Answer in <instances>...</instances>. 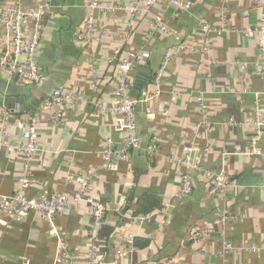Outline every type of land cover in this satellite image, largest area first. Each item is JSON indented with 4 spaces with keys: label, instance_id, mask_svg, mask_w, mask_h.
Masks as SVG:
<instances>
[{
    "label": "crops",
    "instance_id": "0c3cea01",
    "mask_svg": "<svg viewBox=\"0 0 264 264\" xmlns=\"http://www.w3.org/2000/svg\"><path fill=\"white\" fill-rule=\"evenodd\" d=\"M42 1L0 0V7L20 3L29 8ZM89 1L50 0L53 8L37 55L41 84L26 85L0 67V126L8 141L24 142V128L39 115L32 184L25 189L29 197L61 193L72 198L76 184L67 179L92 172L89 194L107 206L106 216L97 225L83 201L61 208L53 228L40 212L4 216L0 264H22L25 256L30 264H63L57 261L60 240L78 264H87L92 251L95 264H264V126L259 152L252 142L257 106L264 120V0H189L190 7L178 14L171 0L149 8L143 0H101L116 8L97 11L90 40H78ZM133 5L138 11L132 15ZM156 15L167 33L152 32ZM202 21L212 31L204 33ZM247 30L254 35L246 36ZM179 44L185 48L164 65L167 51ZM136 49L150 53L133 71L134 83L145 75V84L131 89L133 97L145 90L151 96L135 108L144 146L104 167L107 140L118 148L126 132L117 113L96 116L94 102L113 104L119 56ZM58 87L80 97L60 107L59 119L56 107L42 105ZM6 98L15 99V106L5 105ZM37 101L34 115L24 108ZM152 138L159 145L155 156L145 149ZM189 145L197 149L200 169L192 173V192L181 196L185 169L180 159ZM25 163L22 152L0 147L1 194L18 190ZM220 170L228 173L230 185L212 196L205 171ZM222 213L233 219L223 224ZM199 229L208 232L191 240L190 233ZM225 243L233 247L226 253Z\"/></svg>",
    "mask_w": 264,
    "mask_h": 264
},
{
    "label": "built area",
    "instance_id": "2783aa9c",
    "mask_svg": "<svg viewBox=\"0 0 264 264\" xmlns=\"http://www.w3.org/2000/svg\"><path fill=\"white\" fill-rule=\"evenodd\" d=\"M160 0H143L144 4L149 8L156 5ZM177 8V14L182 10L190 7L189 0H171ZM53 5L50 0H45L35 6L24 8L20 3H6L0 7V67L7 69L12 74L16 75L18 79L27 85H39L43 81V75L38 65L37 55L40 42L44 32V25L47 16L52 12ZM88 15L85 21L84 29L77 33L78 40L89 41L92 35V28L94 23L95 13L97 11H108L116 7L105 5L101 0H90L88 4ZM132 15L138 11V8L133 5L129 8ZM263 27L261 33H264V15L262 17ZM204 33L212 31L211 25L207 21L201 22ZM168 26L164 23L160 15H156L152 24V32L167 33ZM255 31L247 30L246 36H253ZM262 44L264 41L262 40ZM185 48L184 44H179L174 50H168L165 55L164 65L176 54ZM210 50V40L205 39L204 51ZM118 52V51H117ZM119 56V55H118ZM119 77L116 86L115 99L113 104L108 107L99 101L94 104L97 107L95 114L100 116L102 113L113 111L121 117V129L126 132L121 145L118 148L113 147V139L109 138L105 147L102 150L104 158V167H110L112 164L128 159L131 152L136 149H141L144 145L143 139L138 130L135 108L141 101H148L151 96L145 90L144 95L136 98L131 95V89L134 84L133 71L137 63L146 61L150 58V53L144 49H136L131 51L127 56H119ZM261 67L264 72V51ZM163 73V68L160 74ZM94 88L97 87L96 82H92ZM80 100L76 93L58 87L49 97L44 99L43 107H56L57 118L61 116L60 107L65 103H74ZM259 101V99H258ZM198 105L201 110L206 111V103L202 95L198 98ZM151 112V108L148 107ZM255 124L257 126L256 136L253 138L255 145L254 152H259L256 146L257 141L263 134L264 120L262 118V111L259 106L256 107ZM7 119L5 118L4 122ZM39 115L32 118L29 125L24 128L23 136L24 142H11L6 139V131L4 126H0V147L6 148L9 151L22 152L26 157L23 174L18 178L20 186L16 192L10 195L0 193V224L4 221V216L21 218L31 212H40L44 215L51 228L54 227V219L59 210L71 205H77L80 202H85L92 213L93 219L99 225L105 218L107 213V206L98 198L89 194V187L93 178L92 172H80L67 179L70 183L76 184L72 198L67 197L61 193H42L37 197H29L25 193V189L32 184L31 178V162L37 152V129H38ZM204 126H208L206 121ZM146 151L150 156H155L159 152V145L155 138H152L148 145L145 146ZM186 154L180 159L181 165L185 172L182 176V190L181 196H187L192 192V173L200 169V166L195 162V154L197 149L194 145H189L185 148ZM226 154V153H225ZM205 174L212 181L209 189V194L214 196L218 192L224 191L230 185V176L224 170L220 171H205ZM233 216L227 213H222L221 222L228 223ZM207 229H199L190 233L191 240H199L207 234ZM233 247L229 243H225V253ZM59 256L57 261L63 264H78L73 256H69L65 251V244L62 240L58 244ZM222 254V256L225 255ZM31 258L25 256L22 264H30ZM96 255L92 251L87 264H95ZM149 264V263H140ZM166 264H180V263H166Z\"/></svg>",
    "mask_w": 264,
    "mask_h": 264
},
{
    "label": "water",
    "instance_id": "95a60500",
    "mask_svg": "<svg viewBox=\"0 0 264 264\" xmlns=\"http://www.w3.org/2000/svg\"><path fill=\"white\" fill-rule=\"evenodd\" d=\"M144 77H145V75H141V77L139 78L138 77V79L135 81V83H134V87H142L144 84H145V81H144ZM15 99H13V98H6L5 100H4V104L5 105H7L8 107H10V108H12V107H14L15 106ZM38 103H39V101H37V102H32L30 105H26L25 103H24V108L26 109V110H31L32 111V114L34 115L35 114V111H36V109H37V105H38Z\"/></svg>",
    "mask_w": 264,
    "mask_h": 264
},
{
    "label": "trees",
    "instance_id": "16d2710c",
    "mask_svg": "<svg viewBox=\"0 0 264 264\" xmlns=\"http://www.w3.org/2000/svg\"><path fill=\"white\" fill-rule=\"evenodd\" d=\"M42 75H43V74H42ZM43 80H44V75H43ZM26 85H27V84H26ZM56 89H57V88H56ZM50 95H51V94H50ZM47 97H49V96H47ZM47 97H46V98H47ZM46 98H45V99H46Z\"/></svg>",
    "mask_w": 264,
    "mask_h": 264
}]
</instances>
